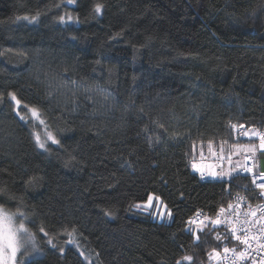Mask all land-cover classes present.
Returning a JSON list of instances; mask_svg holds the SVG:
<instances>
[{
  "label": "trees",
  "instance_id": "1",
  "mask_svg": "<svg viewBox=\"0 0 264 264\" xmlns=\"http://www.w3.org/2000/svg\"><path fill=\"white\" fill-rule=\"evenodd\" d=\"M20 106L59 143L39 149ZM241 124L264 135V0H0V203L37 230L25 264H87L74 243L97 264H221L188 219L251 197L250 178L189 163ZM150 194L168 221L134 207Z\"/></svg>",
  "mask_w": 264,
  "mask_h": 264
},
{
  "label": "built area",
  "instance_id": "2",
  "mask_svg": "<svg viewBox=\"0 0 264 264\" xmlns=\"http://www.w3.org/2000/svg\"><path fill=\"white\" fill-rule=\"evenodd\" d=\"M260 143L261 140L251 146V150L242 151V161L237 166L225 167L230 156L222 147L214 145L209 153L201 151L189 163L191 171L203 182L212 178H229L234 173L250 178L251 197L245 193L235 194L230 202L218 207L212 215L196 210L188 219V226L206 225L212 238L224 242L219 252L221 264H264V189L259 187L264 184V147L260 150ZM231 151L238 150L232 147ZM241 253H244L243 257Z\"/></svg>",
  "mask_w": 264,
  "mask_h": 264
},
{
  "label": "rangeland",
  "instance_id": "3",
  "mask_svg": "<svg viewBox=\"0 0 264 264\" xmlns=\"http://www.w3.org/2000/svg\"><path fill=\"white\" fill-rule=\"evenodd\" d=\"M68 2V0H65ZM72 15L66 13L65 16H63L67 21H72L73 19L69 20L68 17ZM21 108V114L20 116L23 117L24 120H26L31 127V131H32V137L34 142H36V136L38 135L40 140L43 141L46 144V149L49 146H55L56 143H53L52 141L47 139L46 133L47 132H52L55 135V132H53V130H51L49 128V126L46 124V122L44 120L41 119L39 113L38 116H33L32 112L30 111V109H32L33 107H28V106H20ZM38 112V111H37ZM41 121H43V123H41ZM233 133H235V135L237 137L240 138V142H231V143H227V142H223L222 145L220 144V147H222L223 151L228 153V156H230V158L228 159V162L225 164V167L228 168V166H237L241 163L242 161V151H246L245 149H250L252 147H254L257 142L260 139V135H255L254 133H258L260 134V132L256 131L255 129H249L248 127H246L244 124L240 127L238 125H233L232 127ZM57 139V138H56ZM36 145L38 146L37 142ZM252 146V147H251ZM232 147H236L238 151L236 152H232L231 148ZM39 149L41 150H45L42 149L38 146ZM212 145L206 144V145H202V144H198L196 149L199 150H206L208 153L211 150ZM240 150V151H239ZM254 152V151H253ZM149 196L152 197L151 203H149ZM145 201L143 202H139V203H134L141 205V207H139L138 209L144 210V211H148L154 220H158V221H168V219H170L171 214L169 215L168 213L169 208L168 206L165 204V202H163L159 196H155L153 194H150ZM137 208V207H136ZM39 234L41 236H43L44 238H46L47 240L49 238L46 237V235L44 234L43 231L39 230ZM70 242V241H69ZM73 242V241H72ZM74 243V242H73ZM75 247L77 250H79L80 254L83 256L84 260L86 261L87 264H97L95 259V254L93 252H91L90 250H88L87 248H85L82 244L78 245L76 243H74ZM39 252H37L35 255L33 256H37ZM216 257H220V255L218 254H214ZM33 256L27 258L30 259ZM26 259V260H27ZM16 260V259H15Z\"/></svg>",
  "mask_w": 264,
  "mask_h": 264
},
{
  "label": "clouds",
  "instance_id": "4",
  "mask_svg": "<svg viewBox=\"0 0 264 264\" xmlns=\"http://www.w3.org/2000/svg\"><path fill=\"white\" fill-rule=\"evenodd\" d=\"M0 237H3L5 253L10 252L8 242L12 243L16 254L15 264H25L27 258L42 252L31 216L22 206L0 203Z\"/></svg>",
  "mask_w": 264,
  "mask_h": 264
},
{
  "label": "snow or ice",
  "instance_id": "5",
  "mask_svg": "<svg viewBox=\"0 0 264 264\" xmlns=\"http://www.w3.org/2000/svg\"><path fill=\"white\" fill-rule=\"evenodd\" d=\"M68 2L69 3H75V0H68ZM100 11H101V6L99 4H97L96 7H95V12L99 13ZM37 15H39V14H37ZM23 19L27 20L29 18L28 17H24ZM30 19L34 22L37 19V17L33 16ZM59 19H60L61 22H63L65 18L63 16H61ZM68 19L71 20L72 17L69 16ZM9 96L11 97L12 100H14L16 102L17 105L20 104V101L16 99L15 94L9 93ZM30 111L32 112V115L34 117L38 116L37 109L32 108V109H30ZM41 123H43V121H41ZM254 134L255 135H260L261 147H264V135H261V134H258V133H254ZM46 136H47V139L52 141L53 143H56V144L59 143V141L56 139V137L54 136V134L52 132H50V131L47 132ZM36 142H37V144H38V146L40 148L46 150V144L43 141L40 140L38 135L36 136ZM249 150H251V149H249ZM212 174L216 175V173H212ZM225 174L226 173H220V175H225ZM262 175H264V174H262ZM259 187L261 189H264V184L259 185ZM148 200H149V203H151L152 197L149 196ZM134 207L139 208V207H141V205L136 204V205H134ZM107 214L110 215V213H107ZM168 214L170 215L171 213L169 212ZM217 223H219V221H217ZM41 231H43V229H41ZM237 239H239V237H237ZM49 243H51V241H49ZM245 243H247V241H245ZM7 246L9 248V250H10L9 253H5L4 247H3V237H0V264H15L16 254H15L14 247H13V245H12V243L10 241L8 242ZM225 251L227 252L228 249H225ZM240 255H241V257H243L244 253H241ZM186 259H190V258H186Z\"/></svg>",
  "mask_w": 264,
  "mask_h": 264
},
{
  "label": "water",
  "instance_id": "6",
  "mask_svg": "<svg viewBox=\"0 0 264 264\" xmlns=\"http://www.w3.org/2000/svg\"><path fill=\"white\" fill-rule=\"evenodd\" d=\"M259 149H260V150H262V149H263V147H261V143L259 144Z\"/></svg>",
  "mask_w": 264,
  "mask_h": 264
}]
</instances>
